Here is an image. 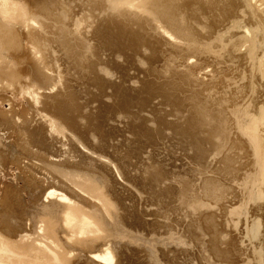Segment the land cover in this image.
<instances>
[{"label": "bare ground", "instance_id": "bare-ground-1", "mask_svg": "<svg viewBox=\"0 0 264 264\" xmlns=\"http://www.w3.org/2000/svg\"><path fill=\"white\" fill-rule=\"evenodd\" d=\"M94 2H98L97 4H92V8L96 11L95 13L100 11V15H98L100 20L99 22L96 20L98 22L97 28L87 22L78 23L76 20L73 21L75 19H73V16L71 17L73 20L69 18V8H66L68 5L65 0H0V53L4 49V51L7 50L8 52L9 50L13 53L12 56L16 55L14 58L11 57V60L7 58L8 56L4 57L2 55L4 58L0 57V84L3 80L8 79L14 81V84L18 82V85L20 80L25 84L28 82L25 85L26 87L33 83L36 85L24 88V92L26 91L23 93L25 95H22L24 98L20 97L21 95L19 94V97L13 95V97L10 96L11 98L7 97V100L3 98L5 101L0 100V155H5L12 149L17 151L14 157L8 158L10 160L9 169H13L14 175L22 180V189L17 191L18 196L13 195V192L12 194L10 193L9 186L1 185L2 187H0V264H166V262H168L167 264H180L184 260L180 258L181 254L179 256V251L182 250L178 249L175 244L179 243L178 233H183L181 231H183V228L185 229L187 224L184 225L179 220L180 218L176 216L177 214L174 216V210L173 212H167V209H164L165 211H155L153 208L144 209L146 207L143 208L141 205L155 199L163 200L164 192L161 193V189L159 191L158 181L159 179L161 180L162 176H165V170L168 168L165 166L164 170L161 162V164L157 163L155 158L149 159L150 151L143 152L144 149H148L150 144H156V150L161 148L163 135L166 131H163V128L165 129L163 126L167 127V122L164 124L162 120L165 121L163 117L166 115H161L163 119H160V115L157 116L159 113L156 114L154 112L148 114V117L146 115V120L141 116V113L150 108L151 98L155 93L163 95V100H165L164 96H168V98L172 96L175 100H179L180 104H182L179 106L180 110L182 109L181 107H188L189 109L187 108V110L192 114V120L189 118V121L193 122L192 126L196 128V131L200 129L203 123H207L204 121L208 120V117H212L216 112L219 113V111H215L217 107L214 108L211 101L204 103L203 99L198 100L194 95H191V99H188L189 95L187 96L185 86L191 84L193 88L197 89V92L199 91L200 93L202 91L201 93L204 94V92L211 91L214 87H217L220 81L223 80L225 89L232 92L230 94H237L240 91L238 89L241 88L246 71L243 75H240L242 79L237 82L236 77L232 76L234 80H231V76V79H228V76H223L224 70L223 73H221L222 71L218 73L216 69L225 63H232L233 65L242 63L251 54L250 47L256 34L255 30H244L247 26L244 27L245 25H241L240 22L244 21L248 24L251 21L254 22V19L264 17V2L262 1V4H260L259 0H94ZM84 4L80 5V7L84 6ZM185 11L193 19L190 23V29H187L188 26L186 25L188 23L186 25L183 24L182 21L184 19H181L183 17L180 16ZM82 13L81 15H83ZM74 14L76 15V12ZM89 15L87 14L86 16L88 17ZM86 18L84 17V19ZM179 18L182 20L181 22ZM188 18H186L187 21ZM85 21H89V19ZM235 28H238L240 35L230 37V30ZM96 48L100 50L96 52ZM108 50L111 51L110 54L107 52ZM169 57H175L173 67L176 70L175 72L178 73H173L174 69L172 70L173 67L168 61ZM21 60L26 63L24 66H22ZM124 61H129L130 65L133 66L137 65V71L140 69V74L145 70L146 78L155 80L154 83H157L154 85V89H150L151 86L149 87L148 83L141 84L137 80V82H131L132 88L135 87L134 89H137L140 87L138 89L142 91L141 94H134L132 88L130 90L124 86L126 81L122 80L126 79L120 80L121 77L118 73V69L121 66L117 68ZM211 61L217 66V68L215 67L216 71L204 66L206 65L205 63ZM125 62L123 63L124 65H126ZM113 63L118 66L112 67ZM123 64L122 66H124ZM232 64L227 65L230 70L235 71L241 67L240 65L234 67L237 65L232 66ZM227 66L225 65V67ZM126 68L128 67L126 66ZM129 68L131 67L129 66ZM130 70L132 72V69ZM130 70H127L129 74L131 73ZM167 73L171 74L164 75L166 76L164 78L168 80L164 79L162 81V75ZM234 73L238 74L237 72ZM121 76L124 75L121 73ZM134 76L136 77V75ZM141 76L143 75L141 74ZM127 79L130 80V78ZM261 79L262 81L264 80V74ZM129 80L127 81L129 82ZM241 81L242 83L239 84ZM174 82H177L181 88H176L178 84L176 85ZM89 84L91 86L94 85V87L98 86V89H104V91L110 85L107 87L110 91L107 89L102 98H99L100 95L85 96V93L90 88L87 89ZM1 85L0 89L8 90L11 84L9 86L7 83ZM113 85L116 87H112ZM19 86L23 88L22 84ZM13 87L15 86L13 85ZM20 89L19 87L15 91ZM217 92H220V90L218 89ZM0 95L2 96V94ZM209 95H213V92L209 93ZM218 95L216 94L217 98L220 97ZM196 97L198 98V96ZM217 98H215V101ZM238 98L239 102L244 101L243 99L240 101V97ZM234 100H229V103L224 102L223 105L226 111H224V123L222 122L223 128L220 126L223 129L222 136H220L221 142H223L225 148L228 146L227 152H232L231 150L234 149L233 152L236 150L241 159L243 150H245L244 152L251 151L256 163L259 165L258 172L260 174L258 173L257 185L254 184L257 187L255 192L258 198L256 200L259 201V204L257 203L253 207L252 203L247 200L249 198L247 196L243 197L241 194V196L238 194L239 197L234 196L235 200L233 202L235 201L236 208L240 205L243 206L242 209L246 207L247 211L243 209L245 213L248 211L253 213L255 217L253 220L255 225L257 223V230L264 232V126L258 125L260 124L259 120L255 118L256 116L251 115L250 119L252 122H249L248 127L245 124V131H240V124L236 122L237 125L235 126L234 118H237L236 115L240 114L241 111L239 110L240 106L236 104L238 100L236 102ZM254 102L252 101V103ZM216 104L218 106L219 103L216 102ZM254 104L258 112H260L261 119L263 118L264 120V106L260 108L259 105L262 103ZM176 107L178 108V106ZM223 107L222 110L224 109ZM167 109H170V107ZM219 109L221 110L220 107ZM165 113L167 114V111ZM222 118L220 119L222 120ZM150 119L158 121L155 124ZM177 121L179 120L177 119ZM219 121L218 123H220ZM180 122H183V120ZM188 125L187 123L181 124L179 128H176V131L179 130L178 136L185 131L183 127ZM207 127L211 128L210 126ZM220 131L222 130L220 129ZM220 131L210 133L215 137ZM197 133L200 132L198 131ZM200 136L201 134L198 138ZM184 137V140L187 141L186 135L182 136V138ZM192 137L188 138L191 141V143L189 141L188 143L198 155L206 149L200 145L206 141L208 142V140L204 136L205 142L200 141L197 137ZM206 138L210 137L207 136ZM216 138L213 145L217 142ZM200 142L203 143L200 144ZM223 144H221L222 147ZM211 149L209 148L208 151ZM213 152L215 153L214 150ZM220 155L222 156V153ZM217 159L219 160V158ZM187 160L185 161L187 162ZM176 161L178 160L176 159ZM222 161L232 164L228 158ZM248 161L251 162L252 160ZM192 165L194 164L192 163ZM5 166L7 167V165ZM187 166L189 167V165ZM216 168L218 169L219 167ZM228 169L226 170L228 171ZM183 170L175 173L177 181L175 179L174 181L178 183V186L175 183L176 187H181L179 185L186 181L184 179L186 174ZM250 171L252 172V170ZM225 174L228 173L223 175ZM230 174L228 175L229 177ZM213 177L208 176L205 181L204 178L199 177L203 181L202 185L198 184L197 186L194 184L197 186L193 195L196 203V206H193L197 209L196 216H193L192 223L189 221V224H191L190 229L192 230L185 231L183 233L184 238L188 241V236L192 234L198 235L196 231L201 229L203 231L202 239L205 237V240H208L209 245L207 244L206 247L209 246L210 255L216 260L223 262V264H251L249 255L251 256V252L259 250L260 246L264 247V241L263 243L261 242L262 244H256L257 247H260L257 249L254 243H247V240L244 241L242 237L238 241L237 238V240L234 238V235L230 233L226 235L228 232H225V229L231 227L233 221H230V226L229 224L226 225L228 218L223 221L222 217L221 220L225 223L219 220L221 226L219 225L217 217L222 213H218L217 217L215 215L217 213L215 211H219L218 209L215 210V206L216 208L218 206L215 198L219 195L215 196L214 194L221 187V183H218L221 177L219 176V179ZM196 178L198 179V177ZM165 183L167 184L168 182L166 181ZM173 183H168V189L169 185H173ZM194 185L192 184V187ZM224 186L226 185L224 184ZM176 187L173 188L176 190ZM187 187L189 188V186ZM223 189L225 190V187ZM240 189L238 187L237 190ZM11 190L13 189L11 188ZM23 191H29V195L26 196L22 193ZM170 194L172 193L170 192L168 195ZM225 194L227 195V193ZM245 194L247 195V193ZM183 195L182 193V197H184ZM221 204L223 205V203ZM227 204L229 203L225 205L227 206ZM152 205L154 206V204ZM193 206L190 208H193ZM231 206L229 209L232 208ZM223 211L225 212L226 210L223 209ZM236 219H233L234 222H237ZM236 225L238 226V224H235L232 227H237ZM232 231L230 230L229 232L232 233ZM149 237H159L157 239H160V241L162 239L166 248L170 249L167 251V255L162 253L163 250L159 244L160 248L154 254H157L156 258L148 259L144 249L147 245H140L139 242L145 241ZM197 238L199 239L200 236ZM221 238L222 243H220ZM233 238L236 241L230 240ZM191 240H194V238L189 239V241ZM185 244L187 243L185 242ZM188 245L191 247L190 244ZM204 245L206 243L203 244V247ZM206 252L208 251L204 253ZM257 254L258 256L263 255L261 252H257ZM186 255L188 256V254ZM196 256L193 257L195 262L198 263L195 259L197 258ZM206 256L208 255L204 257L207 258ZM214 258L213 260H215ZM195 262L194 264H196Z\"/></svg>", "mask_w": 264, "mask_h": 264}, {"label": "rangeland", "instance_id": "rangeland-1", "mask_svg": "<svg viewBox=\"0 0 264 264\" xmlns=\"http://www.w3.org/2000/svg\"><path fill=\"white\" fill-rule=\"evenodd\" d=\"M67 0H65V3H67V5H68V7H66L67 9H68V15H69V18H71L72 16H73V21H75L76 20V22H87V23H90L91 25H95L96 26V28H97V26H98V22H99V18H100V16H98V15H100L99 13H100V11H98V13H95L96 11L94 10V8H92V4L94 3V4H97L98 2H94V0L92 1V0H89L90 1V4H89V1L88 0H68L67 2H66ZM82 1V2H81ZM83 1H85V2H83ZM88 1V2H87ZM95 1H97V0H95ZM100 1V0H99ZM264 2V0H259V2H260V4H262L263 2ZM74 2H76L75 3V5H73L74 4ZM87 2V3H86ZM69 3V4H68ZM72 3V4H71ZM78 3V4H77ZM80 3V4H79ZM82 3V4H81ZM83 3H85L84 4V6H81L80 7V5H83ZM77 4V5H76ZM87 4H88V6H87ZM93 4V5H94ZM264 4V3H263ZM70 5V6H69ZM73 5V6H72ZM86 6V7H85ZM89 6H91V7H89ZM74 7H76V8H74ZM70 8H71V10H70ZM72 8H74V9H72ZM80 10H78V9ZM82 8V9H81ZM88 9V10H87ZM92 9H93V12H92ZM76 10H78V11H76ZM82 10V11H81ZM71 11V12H70ZM87 11H88V13H87ZM91 13H90V12ZM76 12V15L74 14ZM79 12V13H78ZM83 14V15H81V13ZM86 12V13H85ZM79 15H78V14ZM89 13H90V15H89ZM94 13H95V15H97L96 17H95V15H94ZM182 13V12H181ZM180 13V14H181ZM185 13V14H184ZM184 13H182V15H180L181 17H183V18H181L180 16V18L181 19H184L183 21L179 18V20H180V22L182 21L183 22V24H187L186 26H188V28L187 29H190L189 27H190V23H191V21H193V19H191V15L189 14V13H187L186 11L184 12ZM71 14V15H70ZM89 15L88 17L86 16V15ZM78 15V16H77ZM81 15V16H80ZM92 15V16H91ZM83 16V17H82ZM94 16V17H93ZM187 16V17H186ZM79 17V18H78ZM82 17V18H81ZM84 17L86 18V19H84ZM90 17H92V18H90ZM99 17V18H98ZM189 17V18H188ZM77 18V19H76ZM94 18V19H93ZM98 18V19H97ZM186 18H188V21L186 20ZM70 19V20H71ZM89 19V21H85V20H88ZM245 19V18H244ZM259 19V20H258ZM84 20V21H83ZM94 20V21H93ZM98 22H97V21ZM187 21V22H186ZM254 22H252L251 21V23H245L244 21H241L240 22V24L241 25H245L244 27H246V29L244 28V30H255V37L253 38V43H252V46L250 47V51H251V54L248 56V58L245 60V61H242V63H235L234 65H237V66H234L232 63H225V64H223V65H220V66H218V68H217V66L216 65H214L213 63H212V61L211 62H207V63H205L206 65H204L206 68H208V69H210V70H214V71H216V72H218V73H220L219 71H222L221 73H223V70H224V75L223 76H225L226 75V77L228 78V79H231V80H234V78L236 77V81L238 82L239 80H241L242 78L240 77V75L242 74L243 75V73L246 71V73H244V80H242L243 81V83H242V81L239 83V84H241V88L240 89H238V90H240L237 94L236 93H234V94H230V93H232V92H229L227 89H225V87H224V81L223 80H221L220 81V83L218 84V86L217 87H214L211 91L209 90L207 93L206 92H204V94H202L201 92L199 93V91L197 92V89L196 88H193V86H191V84H187V86H185V90L187 91L186 93H187V96L189 95V97H188V99H191V95H194V97L196 98V99H198V100H202L204 103L205 102H207V103H209L210 101L212 102V104L214 105V108L215 107H217L216 109H215V111H219V113H214L213 115H212V117H208V120H205L204 122H207L206 124L205 123H203V125L200 127V129H197V131H196V128H194L192 125H193V122L192 121H189L190 119L189 118H191V120H192V114L191 113H189L190 111L189 110H187V108L188 107H181L182 109L180 110V107L179 106H181L182 104H180V101L179 100H175L174 99V97H169L168 98V96H164V99L165 100H163V95H160V94H157V93H155V95H153V97L151 98V100L154 102H152L151 100V103H150V105H149V107L151 108H147L144 112H142L141 113V116H143L146 120H147V118H146V115H147V117L149 116L148 114H151V113H156V114H158L157 116H159V118L160 119H165V121L164 120H162L163 121V123L165 124V122H167L166 124H167V127L166 126H163V127H165V129L163 128V131H165L164 132V135H163V140H162V143H161V148L160 149H157L156 150V144H150L149 145V147H148V149L147 150H143V152H147V151H150L149 152V159H151V158H155V160H156V162L157 163H160L162 166H163V168H164V170H165V168L166 167H168V168H166V170H165V172H166V174H168L167 176H166V174H165V176H162V178H161V180L159 179V181H158V189H159V191H160V189H161V193H163L164 192V194L166 193L167 195L171 192L172 194H170V195H164L163 194V200L162 201H159V199H155L154 201H157V202H154L153 200V202L151 201V202H145V203H143V204H141L142 205V207L144 208V207H146V208H144V209H152L153 208V210H166L167 212H173V210L175 211V213H174V216H175V214H177L176 216L178 217V218H180L179 220H181L182 222H183V224L185 225V224H187V225H185V229L183 228L182 230L183 231H181V232H185V231H187V230H192V229H190L191 228V224H189L190 222H191V220H193L194 219V217L193 216H196V208L193 206V205H195L196 206V203H195V201H194V199H193V195H194V189L198 186V184L199 185H202L201 183H203V181H202V179L204 178V176H205V174H206V176H205V178H204V181H205V179H207V177L209 176V177H213V176H215V177H213V178H223L224 179V181H223V179H219L220 181H218V183L220 184H222L223 186H224V184L227 186H224L225 187V190L223 189L224 187L220 184V186L222 187V189H221V187H219L218 188V190H220V191H216L215 192V196L217 195H219L218 197H216L215 198V200L217 201V203H216V205L218 204V206H219V208H218V206H217V208H216V206H215V210L216 209H218L219 211H215V215H216V217H217V214L218 213H222V214H218L219 216H220V218H219V216L217 217L218 218V221L220 220V221H225V219H227L228 218V220H226V223L225 222H223L222 221V223H225L226 225L227 224H229V226L231 225L230 223L232 222V225H231V227H227V229H225V232H228V233H226V235H228L229 233L231 234V235H234L235 237V239L237 238L238 239V241H240V238L242 237L243 238V240L244 241H246L247 243L248 242H251V244L252 243H254L255 244V247L257 248V249H259L260 247V249L259 250H255V251H253V252H251V256L249 255V260L251 261V264H264V247L263 246H260V247H257V245H259V244H262L263 243V241H264V232L263 231H258L257 230V223H256V225H255V221L253 220L255 217H254V214L253 213H251V212H246L245 213V211H247V209H246V207L245 208H243V209H245V211L242 209V205H240V206H238L237 208L235 207V206H237L234 202H233V200H235L234 199V196H238V194L240 195H242L243 197L244 196H247V198H249V199H247V200H249L251 203H252V206L254 207V205L256 206L257 205V203L259 204V201H257L256 199H258L257 198V195H256V192H255V190H256V186L255 185H257L256 184V181L258 180L257 178H258V176H259V172H258V170H259V165L256 163V160L254 159V157H253V153H251V151H246V152H244L245 150H243V157H242V159L241 158H239L240 156L237 154L238 152L236 151H234L233 152V150L234 149H232L231 151L232 152H227L228 150H227V148H228V146H227V148H225V145L223 144V142H221V138H220V136H222V133H223V123H224V115H225V113H224V111H226V109H225V106L223 107V105H224V102L225 103H229V100L231 101V99H235L234 100V102H236L237 100V102H236V104H238L237 106H240L239 108V110L241 111V113L240 114H244V115H240L239 113H238V115H236L237 116V118H234V125L236 126L237 124H240L239 126V130L240 131H245V129H246V126L248 127V125L252 122L251 121V119H250V117H251V115H253V116H256L255 118H257L258 120H259V123L260 124H258V125H260V126H264V120H263V118L261 119V117H260V112H258V109H256V107H255V104L254 103H262V104H260L259 106H260V108H261V106H264V103H263V101H264V86H262V85H264V80L262 81V79H261V76L264 74V17H261V19L260 18H257V19H254L253 20ZM259 21V22H258ZM93 22V23H92ZM94 22H96V23H94ZM185 22V23H184ZM256 22V23H255ZM258 22V23H257ZM253 23V24H252ZM204 24H207V23H204ZM94 26V27H95ZM207 26V25H206ZM251 28V29H250ZM257 28V29H256ZM243 30V31H244ZM231 32H230V34H229V36L230 37H236V35H240L239 34V30H238V28H235V29H233V30H230ZM259 35V36H258ZM98 46V45H97ZM98 48H100L99 46H98ZM98 48H96V52H98L99 50H98ZM252 48V49H251ZM9 52V53H8ZM8 52H7V50L6 51H4V49H2V51H1V55H0V57H7L9 60H11L12 58L11 57H15L16 55L14 54V56H12L13 55V53H11L9 50H8ZM109 54L111 53V51L110 50H108L107 51ZM4 53V54H3ZM6 53V54H5ZM11 53V54H10ZM97 54V53H96ZM99 54V53H98ZM3 55V56H2ZM11 55V56H10ZM10 56V57H9ZM3 57V58H4ZM11 58V59H10ZM170 59L168 60L169 61V63H170V65L173 67V65H174V59H175V57H169ZM250 60V61H249ZM259 60V61H258ZM125 62V61H124ZM123 62V63H124ZM21 63H22V66H24L26 63H24V60H21ZM24 63V64H23ZM122 63V64H123ZM126 63V65H124V66H122V64L120 65L119 64V66L117 67L116 66V64L115 63H113L111 66L113 67V66H116L117 68H119L120 66V68L118 69V73H119V76L121 77L120 78V80H122V79H126V80H122V81H126L125 83V85L124 86H126L128 89H130V90H132L133 92H134V94L136 93V94H141L142 93V91L140 90V89H138V88H140V87H138L137 89H134L135 87H133L132 88V84H131V82L133 83V82H137V81H139V82H141V84H147L149 87H150V89H152L153 87H154V85H156L157 83L155 82L154 83V81L155 80H152V79H147L146 78V72H145V70H143L142 72H141V74L143 75V76H141V74L139 73L140 72V69H139V71H137L138 70V68L136 67V66H133V65H130L131 63L128 61H126L125 62ZM128 63V64H127ZM211 64V65H210ZM231 65L232 64V66H234V67H238L239 65L241 66V67H239L238 69H236L235 71H233V70H230L229 68H228V66L227 65ZM213 65V66H212ZM225 65L227 66V67H225ZM249 65V66H248ZM126 66L128 67V68H126ZM129 66L131 67V68H129ZM210 66V67H209ZM124 67V68H123ZM214 69H213V68ZM215 67L217 68L216 70H215ZM137 68V69H136ZM212 68V69H211ZM222 68H224V69H222ZM123 69V70H122ZM130 69H132V72H131V70ZM133 69H134V72H133ZM174 69V67L172 68V70ZM122 70V71H121ZM127 70H130V74H129V71H127ZM136 70V71H135ZM230 70V71H229ZM119 71H121V72H119ZM126 71H127V75H126ZM176 70L174 69L173 70V73H178V72H175ZM228 71V72H227ZM263 73H262V72ZM125 72V73H124ZM137 72V73H136ZM144 72V73H143ZM172 72V71H171ZM227 72V73H226ZM233 72H237L238 74H236V73H234L233 74ZM121 73H122V75H124V76H121ZM136 75V77L133 75ZM140 75H139V74ZM240 73V74H239ZM262 73V74H261ZM257 74V75H256ZM131 75V76H130ZM164 75H171V74H169V73H167V74H163L162 76H163V79H162V81L165 79V80H168V79H166V78H164V77H166V76H164ZM128 76V77H127ZM130 76V77H129ZM133 76V77H132ZM230 76H231V78H230ZM234 78H233V77ZM135 77V78H134ZM139 77V78H138ZM127 78H130V80H132V81H130L129 79H127ZM246 79V80H245ZM6 80V81H5ZM5 80H3L2 81V83L1 84H8V86H9V88H8V90H3L2 88L0 89V94H2V96L4 95V97H2L1 95H0V98H2V99H0L1 101L3 100V101H5V100H7L8 98L7 97H9V98H11V97H13V95L14 96H17V97H19L20 95V97H23L24 98V96H22V95H25V94H23V93H25L24 92V88H30L31 87V85H34V86H36L33 82H31V83H33V84H31V85H29V86H25L26 84L25 83H23L22 82V80H20L19 81V85H21L22 84V86H23V88L21 87V86H19L18 85V82L17 83H15L14 84V81H11V80H8V79H5ZM127 80H129V82L127 81ZM137 80V81H136ZM29 81H30V79H29ZM147 81V82H146ZM170 81V80H169ZM1 82V81H0ZM9 82V83H8ZM10 82H13V83H10ZM20 82H22V83H20ZM119 82H121V81H119ZM150 82V83H149ZM153 82V83H152ZM261 82H263L262 84H261ZM251 83H252V87H251ZM0 84V86H2ZM120 84V83H119ZM130 84V85H129ZM152 84V85H151ZM174 84H178L177 82H174ZM13 85L15 86V87H13ZM146 85V86H147ZM175 85V86H176ZM179 85V84H178ZM176 86V88H181L180 87V85L179 86ZM220 85V86H219ZM18 86V87H17ZM33 86V87H34ZM110 86V85H109ZM109 86H107V87H109ZM123 86V85H122ZM130 86V87H129ZM189 86V87H188ZM19 87L21 88L20 90H18V91H15V90H17V89H19ZM90 87V88H89ZM98 86H95L94 87V85H88V87H87V92L89 93H85V96H88V95H96V96H99V98H102V96H103V94H105V91H107V87H106V89H105V91H104V89H98L97 88ZM112 87H116L115 85H113ZM222 88V89H220V88ZM260 87V88H259ZM15 88V89H14ZM93 88H96V89H93ZM132 88V89H131ZM187 88V89H186ZM197 88H201V87H197ZM217 88V89H216ZM11 89H12V91H13V93H12V91H11ZM93 89V90H92ZM154 89V88H153ZM194 89V90H193ZM220 90V92H217V90ZM254 89V90H253ZM10 90V91H9ZM22 90V92H20ZM98 90H100V91H98ZM215 90V91H214ZM244 90V91H243ZM108 91H110V89H108ZM139 91V92H138ZM188 91H189V93H188ZM191 91V92H190ZM195 91V92H194ZM222 91H224V92H222ZM3 92V93H2ZM9 92H11V93H9ZM96 92H98V93H96ZM213 92V95H214V93H215V95L213 96V95H209V93L211 94ZM229 92V93H228ZM254 92V93H253ZM191 93V94H190ZM196 93V94H195ZM20 94V95H19ZM202 95V96H200V95ZM216 94L218 95V96H222V94H223V96L221 97V99H220V97H218L219 99H220V101H219V99L217 98V96H216ZM225 94H227L226 96H225ZM206 95V96H205ZM6 96V97H5ZM11 96V97H10ZM159 96H160V99H159ZM170 96V95H169ZM196 96H198V98L196 97ZM209 98H208V97ZM228 96V97H227ZM230 96H234V97H231L230 98ZM17 97H15V98H17ZM135 97V96H134ZM207 97V98H206ZM224 97H226V98H224ZM236 97V98H235ZM238 97H240V101L243 99L244 101L243 102H239V98ZM3 98H6L5 100L3 99ZM162 98V99H161ZM168 98V99H167ZM185 98H187V97H185ZM212 98V99H211ZM215 98H217L216 99V101H215ZM223 98H224V100H223ZM238 98V99H237ZM21 99V98H20ZM104 99V98H103ZM154 99V100H153ZM172 99H173V101H172ZM205 99H208V100H205ZM209 99H211V100H209ZM247 99V100H246ZM156 100V101H155ZM161 100V101H160ZM167 100V101H166ZM214 102H213V101ZM218 100V101H217ZM225 100H227V101H225ZM0 101V102H1ZM174 101H176V102H174ZM221 101H223L222 103H220ZM252 101L254 102V103H252ZM257 101V102H256ZM262 101V102H261ZM167 102V103H166ZM172 102V103H171ZM173 102H174V104H176V105H174L173 104ZM179 102V103H178ZM216 102L217 103H219V104H222V105H219L218 104V106H217V104H216ZM233 102V103H234ZM250 103V104H249ZM153 104V105H152ZM159 104H161L160 105V107H159ZM169 104V105H168ZM191 104V103H190ZM235 104V103H234ZM174 105V106H173ZM158 108H157V107ZM171 106H173V107H171ZM176 106H178V108L176 107ZM241 106H242V108H241ZM156 107V108H155ZM170 107V109H167V108H169ZM219 107L221 108V110L219 109ZM222 107L225 109H223L222 110ZM252 108V109H251ZM259 108V107H258ZM150 109V110H149ZM161 109V110H160ZM164 109V110H163ZM175 109H178V110H176L175 111ZM189 109V108H188ZM248 109V110H247ZM172 112L171 114H170V112ZM148 111H149V113H148ZM165 111H167V114L165 113ZM186 113H185V112ZM255 112V113H253V112ZM177 113V114H176ZM182 113V114H181ZM189 113V114H188ZM221 113V114H220ZM224 113V114H223ZM144 114V115H143ZM183 114H184V116H183ZM220 114V115H219ZM237 114V113H236ZM250 116H249V115ZM161 115H166L165 117H161ZM175 115V116H174ZM188 115V116H187ZM216 117H215V116ZM258 115V116H257ZM183 116V117H182ZM185 116H187V117H185ZM191 116V117H190ZM218 116V117H217ZM222 116H223V118H222ZM244 116V117H243ZM178 117V118H177ZM179 117H181L180 119H179ZM222 118V120L220 119V118ZM169 118V119H168ZM171 118V119H170ZM172 118H173V122H172ZM179 120V121H177V119ZM184 118V119H183ZM210 118H211V120H212V122H211V120H210ZM213 118V119H212ZM239 118V119H238ZM248 118V119H247ZM176 119V120H175ZM187 119V120H186ZM152 120V122L153 123H157V121L156 120H154V119H150V121ZM169 120V121H168ZM175 120V121H174ZM183 120V122H180V121H182ZM210 120V121H209ZM215 120V121H214ZM217 120V121H216ZM220 120V121H219ZM155 121V122H154ZM218 121L220 122V123H222V124H220V123H218ZM242 121V122H241ZM247 121V122H246ZM261 121V122H260ZM168 122H170V123H168ZM211 122V123H210ZM236 122H237V124H236ZM250 122V123H249ZM173 123V124H172ZM189 124L188 126H185V127H183L184 128V132L186 133H184V135H183V133L181 134H179V136H178V133H179V130L178 131H176V128H179L180 127V125L181 124ZM209 123H210V125H209ZM242 123V124H241ZM263 123V124H262ZM177 124V125H176ZM212 124V125H211ZM217 124V125H216ZM218 124H219V126H218ZM245 124H246V126H245ZM158 125V124H157ZM157 125H155V126H157ZM168 125H171V126H168ZM173 125V126H172ZM205 125V126H204ZM233 125V124H232ZM234 125H233V127H234ZM178 126V127H177ZM207 126H210L211 128H209V127H207ZM222 128H221V127ZM168 127H170V128H168ZM171 127H175V128H171ZM204 127H206V128H204ZM241 127H243V128H241ZM189 128V129H188ZM194 129V131H193V129ZM201 128H202V130H201ZM169 129V130H168ZM187 129V130H186ZM191 129V130H190ZM203 129H206V130H203ZM217 129V130H216ZM220 129L222 130V131H220ZM242 129V130H241ZM211 130V131H210ZM171 131V132H170ZM189 131H191V132H189ZM200 132V133H197V132ZM203 131V132H202ZM207 131V132H206ZM213 132L214 133V131L217 133L218 131H220V133H218V134H214L215 135V137L213 136V135H211L212 133H210V132ZM170 132V133H169ZM176 134H174V133ZM189 132V133H188ZM194 132V133H193ZM206 132V133H205ZM191 133V134H190ZM203 133V134H202ZM204 133H205V135H204ZM207 133H209V134H207ZM173 136H172V135ZM201 134V136H200V138H202V139H200V138H198V136ZM207 134V135H206ZM172 137H171V136ZM186 135V138H187V141L186 140H184L185 139V137L184 138H182V136H185ZM189 135V136H188ZM192 135H194V137H197L200 141H203V142H205L206 140L205 139H207L208 140V142L206 141L205 143H203V142H200V144H202V145H200L202 148H206V149H202L201 151L202 152H200L198 155H197V153H196V151L194 150V149H192L193 147L189 144V143H191V141L188 139L190 136L192 137ZM211 135V136H210ZM170 136V137H169ZM181 136V137H180ZM188 136V137H187ZM203 136L205 137V139L203 138ZM210 137V138H206V137ZM194 137H192V138H194ZM217 137V138H216ZM178 138V139H177ZM184 140H182V139ZM216 138V141L217 142H215L214 143V145L215 146H217V147H215L214 145H213V142H214V139ZM219 138V139H218ZM165 139V140H164ZM211 139H213V140H211ZM188 141H189V143H188ZM212 141V142H211ZM166 142V143H165ZM183 142V143H182ZM219 142V143H218ZM188 143V144H187ZM216 143H217V145H216ZM223 144V147H222V145L221 144ZM154 145V146H153ZM189 145V146H188ZM210 145V146H209ZM221 145V146H220ZM163 146V147H162ZM208 146V147H207ZM189 147V148H188ZM191 147V148H190ZM221 147V148H220ZM153 148V150L155 151H153V150H151V149ZM209 148H212L211 150H209L208 151V149ZM215 148V149H214ZM218 149H219V151H218ZM222 149V150H221ZM166 150H167V152H166ZM185 150H186V152H185ZM190 150V151H189ZM213 150L215 151V153L213 152ZM224 150H225V153H224ZM195 151V152H194ZM12 153V154H10V153ZM8 153H6L5 155H0V159L2 160H0V167H2V168H0V187H2V186H9L10 187V193L12 194V192H13V195H17L18 196V193H17V191L18 190H21L22 188V180L18 177L17 178V176H15L14 174V170L12 169H9V161L10 160H8V158L9 159H11L12 157H14L16 154H17V151L15 150V149H12V150H10ZM145 152V153H146ZM182 152H183V154H182ZM189 152V153H188ZM192 152V153H191ZM211 154H209V153ZM213 152V153H212ZM219 154H218V153ZM226 152H227V154H226ZM251 153V155H250V153ZM151 153V154H150ZM155 153H157V154H155ZM160 153V154H159ZM171 153V154H170ZM184 153H185V155H184ZM205 153V154H204ZM208 155H207V154ZM222 153V156H223V158H222V156L220 155ZM228 153H230V154H228ZM234 153V154H233ZM249 153V154H248ZM1 154V153H0ZM144 154V153H143ZM154 154H155V156H154ZM204 154V155H203ZM213 154V155H212ZM224 154V155H223ZM238 156H237V155ZM8 155H10V156H8ZM158 157H157V156ZM166 155V156H165ZM227 155H228V157H227ZM233 155V156H232ZM5 159V161H4V159L2 158V157ZM6 156H8V157H6ZM147 156V155H146ZM154 156V157H153ZM205 156V157H204ZM221 156V157H220ZM232 156V157H231ZM249 156V157H248ZM252 156V157H251ZM193 157V158H192ZM228 158L229 159V162L230 163H232V164H227L225 161L223 162L222 160L223 159H226V158ZM187 158H188V160H187ZM211 158V159H210ZM215 158V159H214ZM217 158H219V160L217 159ZM222 158V159H221ZM249 158V159H248ZM252 158V159H251ZM165 159V160H164ZM169 159V160H168ZM176 159L178 160V161H176ZM181 159H182V161H184V162H182L181 161ZM189 159H191L190 161L194 164V165H192V163L189 161ZM203 159V160H202ZM214 159V160H213ZM231 159V160H230ZM252 160L251 162L250 161H248V160ZM158 160H159V162H158ZM164 160V161H163ZM185 160H187V162L185 161ZM212 160V161H211ZM218 160V161H217ZM234 160V161H233ZM150 161V160H149ZM173 161V162H172ZM179 161H180V163H179ZM208 163V164H210V165H208L206 162ZM241 161V162H240ZM164 162V163H163ZM203 162H205V163H203ZM237 163V165H236V163ZM169 163V164H168ZM177 163H178V165H177ZM185 164V166H184V164ZM199 163V164H198ZM202 163V164H201ZM218 163V164H217ZM221 163H225L224 165L223 164H221ZM241 165H240V164ZM1 164H2V166H1ZM3 164H5V165H7V167H8V169H7V167L4 165V168L6 169H4L3 168ZM189 165V167L187 166V165ZM206 164V165H205ZM213 164V165H212ZM218 166H217V165ZM227 164V165H226ZM243 164V165H242ZM198 165V166H197ZM212 165V166H211ZM216 165V166H215ZM232 165V166H231ZM240 165V166H239ZM253 165V166H252ZM256 167H255V166ZM166 166V167H165ZM179 166V167H178ZM193 166H195V167H193ZM215 168H214V167ZM225 166V167H224ZM252 166V167H251ZM182 167V168H181ZM187 167V168H186ZM192 167V168H191ZM212 167V168H211ZM216 167H219L218 169L220 170V172H222V173H220L219 172V170L216 168ZM221 167V168H220ZM231 167V168H230ZM245 167V168H244ZM255 167V168H254ZM175 168V169H174ZM181 168V169H180ZM184 168H186L185 170H183ZM198 169V171H197V169ZM229 168V169H228ZM232 168H233V170H232ZM237 168V169H236ZM247 168V169H246ZM251 168H253V169H251ZM258 168V169H257ZM2 169H4V170H2ZM168 169V170H167ZM195 169V170H194ZM201 169V170H200ZM210 169V170H209ZM212 169H213V171H212ZM221 169H222V171H221ZM226 169H228V171L226 170ZM231 169V171H229ZM242 169V170H241ZM175 170V171H174ZM183 170V172L187 175H185V180L187 181V183L185 184V182L186 181H184V186H183V184L182 185H179V186H181V187H176V186H178V183L177 182H175V181H177L176 180V178H175V173H177V172H180V171H182ZM187 170V171H186ZM192 170V171H191ZM215 170H216V172H215ZM218 170V171H217ZM226 170V171H225ZM246 170V171H245ZM250 170H252V172L255 170V172H253L254 173V175H253V173L250 171ZM168 171V172H167ZM200 171V172H199ZM210 171V172H209ZM223 171H224V173H228V174H225V175H223L224 173H223ZM235 171V172H234ZM206 172V173H205ZM213 172V173H212ZM234 172V173H233ZM170 173V174H169ZM191 173V175H189ZM194 173V174H193ZM205 173V174H204ZM210 173V174H209ZM215 173V174H214ZM217 173V174H216ZM220 173V174H219ZM231 173V174H230ZM252 173V174H251ZM259 173V174H258ZM193 174V175H192ZM203 176H202V175ZM230 174V177L228 176ZM234 174H236V175H234ZM237 174H239V175H237ZM256 174V175H255ZM216 175H217V177H216ZM220 177H219V176ZM233 177H232V176ZM252 175H253V177H252ZM238 176V177H237ZM189 177V178H188ZM196 177H198V179H199V181H201V182H199L198 181V179L196 178ZM202 177V179L200 180V178ZM237 177V179L235 180V178ZM187 178V179H186ZM191 178V179H190ZM194 178V179H193ZM196 178V179H195ZM230 178V179H229ZM254 178V179H253ZM256 178V179H255ZM165 179V180H164ZM174 179H175V181H174ZM234 181H233V180ZM195 180H197L196 182H195ZM243 180V181H242ZM161 181V182H160ZM167 181L169 184H172L173 182V185H169V189H168V183L166 184L165 182ZM188 181H190V182H188ZM191 181H193V182H195V183H193L192 182V184L194 185H197V186H193L192 187V184H191ZM9 182V183H8ZM234 182V183H233ZM235 182H237V183H235ZM245 182V183H244ZM3 183V184H2ZM160 183V184H159ZM162 183V184H161ZM175 183H177V185L175 186ZM197 183V184H196ZM230 185H229V184ZM166 186H165V185ZM191 184V185H190ZM233 184V185H232ZM236 184H239V185H237L238 187H239V189L241 188H243L242 189V191H241V189L240 190H237L238 189V187L236 186ZM249 184V185H248ZM255 184V185H254ZM2 185V186H1ZM165 187H164V186ZM229 185V186H228ZM235 185V186H234ZM243 187H242V186ZM162 186V187H161ZM187 186H189V188L187 187V189H186V187ZM231 186V187H230ZM20 187V188H19ZM159 187H161V188H159ZM174 187H176V190L173 188ZM11 188L13 189V190H11ZM180 188V189H179ZM184 188V189H183ZM230 188H232L233 189V191H232V189H230ZM246 188H248V189H246ZM164 189V190H163ZM183 189V190H182ZM189 189V190H188ZM250 189V190H249ZM25 190V189H24ZM170 190V191H169ZM180 190V191H179ZM186 190V191H185ZM223 191V193H222V191ZM229 190H231V191H229ZM248 190V191H247ZM14 191H15V193H14ZM166 191V192H165ZM172 191H174V192H172ZM178 191V192H177ZM181 191H184V192H182L184 195V197H182V193H181ZM187 191H191L190 193L189 192H187ZM230 192V194H229V192ZM236 191V192H235ZM238 191V192H237ZM246 191V192H245ZM167 192H169V193H167ZM186 192V193H185ZM220 192V193H219ZM244 192V194H242ZM251 192V193H250ZM254 192V193H253ZM22 193H24L26 196H28L29 195V191H23ZM28 193V194H27ZM178 195H177V194ZM225 193H227V195L225 194ZM233 193H237V194H233ZM245 193H247V195L245 194ZM252 193H253V195H252ZM255 194V195H254ZM180 195V196H179ZM191 196V197H189V196ZM222 196V198H221V196ZM233 195V196H232ZM240 195V196H241ZM249 195V196H248ZM231 196V197H230ZM181 197V198H180ZM227 197V198H226ZM230 197V198H229ZM239 197V196H238ZM253 197V198H252ZM133 198V197H132ZM183 198H185V199H183ZM218 198V199H217ZM251 198V199H250ZM181 199V200H180ZM191 199V200H190ZM193 199V200H192ZM232 201H230V200ZM183 200V201H182ZM190 201V202H188V201ZM223 202H222V201ZM227 200H229L228 202H226ZM186 203H185V202ZM191 201H193V202H191ZM219 201H221L220 203H219ZM150 203V204H149ZM156 203V204H155ZM159 205H158V204ZM189 203H191V204H189ZM221 203H223V205L221 204ZM226 203H229V204H227V206L225 205ZM255 203V204H254ZM151 204H154V206L152 207L151 206ZM162 204V205H161ZM187 204V205H186ZM235 204V205H234ZM147 205V206H146ZM161 205V206H160ZM185 207H184V206ZM232 205V206H231ZM159 206V207H158ZM163 206V207H162ZM193 206V208H190V207H192ZM214 206V205H213ZM225 206V207H224ZM232 207V208H230L229 209V207ZM149 207V208H148ZM158 207V208H157ZM179 209H178V208ZM184 209H183V208ZM187 207V208H186ZM241 207V208H240ZM159 208H161V209H159ZM227 208V209H226ZM236 208V209H235ZM183 209V210H182ZM223 209L224 210H226L225 212L223 211ZM232 209V210H231ZM240 209V210H239ZM164 210V211H165ZM187 210H188V213H187ZM191 210V211H190ZM221 210H222V212H221ZM177 211H179V212H177ZM182 211V212H181ZM190 211V212H189ZM229 211V212H228ZM192 212V213H191ZM190 213H191V215H190ZM231 213V214H230ZM235 215H233V214ZM236 213V214H235ZM242 213V214H241ZM246 215V217H245V215ZM251 213V214H250ZM182 214V215H181ZM193 214H195V215H193ZM227 216H226V215ZM231 216H230V215ZM179 215V216H178ZM183 215H184V217H183ZM190 215V216H189ZM169 216V215H168ZM168 216H166V217H168ZM188 216V217H187ZM226 216V217H225ZM228 216H230V217H228ZM244 216V217H243ZM261 216V215H260ZM183 217V218H182ZM222 217H223V219H222ZM232 217V218H231ZM185 218H187V219H189V220H187V219H185ZM237 218V219H236ZM240 218V219H239ZM177 219V218H176ZM183 219V220H182ZM222 219V220H221ZM236 219L237 220V222L235 221L234 222V220ZM186 220H187V222H186ZM190 221V222H189ZM217 221V222H218ZM220 221H219V223H220ZM229 221V222H228ZM231 221V222H230ZM247 221V222H246ZM239 222V223H238ZM245 222V223H244ZM192 223V222H191ZM189 224V225H188ZM235 224H238V228L237 227H232L233 225H235ZM243 224V225H242ZM246 224V225H245ZM254 224V225H253ZM220 226H221V223L219 224ZM241 225V226H240ZM187 228V229H186ZM189 228V229H188ZM224 228V227H223ZM226 228V227H225ZM232 228V229H231ZM235 228H237V229H235ZM255 228V229H254ZM236 231H235V230ZM232 231V233L234 232V234H232L231 232H229V231ZM240 230V231H239ZM242 230V231H241ZM257 230V231H256ZM262 230V229H261ZM239 231V232H238ZM190 232V231H189ZM238 232V233H237ZM243 234H242V233ZM183 233H178V242L179 243H177V244H175V246L176 247H178V249H180V250H182V251H179V256H180V254H181V256H180V258L183 260L182 262H184L185 264H187V263H189V264H194V262H195V260H194V257L196 256V254H197V258H195L196 260H197V262L198 263H196V264H216L217 262V264H223V262H219L218 260H216L212 255H210V251H209V246L208 247H206L207 246V244L209 243L208 242V240H205V237H203V239H202V234H203V231H201V229L199 230V231H196V233H198V235L200 236V240L197 238V237H199L197 234H192V235H190V236H188V241H186L185 240V238H184V235H183ZM250 234V236H248L249 234ZM255 233H256V236H255ZM164 234V233H163ZM182 234V235H181ZM240 234V235H239ZM162 235V234H161ZM180 235V236H179ZM189 235V234H188ZM194 235V236H193ZM240 236V237H238V236ZM194 238V240H191V241H189V239L191 238V239H193L192 237ZM156 237V236H155ZM167 237V236H166ZM190 237V238H189ZM196 237V238H195ZM151 240H150V239ZM149 238H147L145 241H140L139 243H140V245H147L146 246V248L144 247V249H145V252H146V255H147V257H148V259H154V257L156 258V256H157V254L156 255H154L155 253H157V251H158V248H160L159 247V244H160V246L162 247V253H164L165 255H167V251L168 250H170L169 248H166V246L164 245V242H163V240L161 239V241H160V239H157V238H159V237H157V238H154V237H149ZM234 238L233 239H230V240H233V241H236V240H234ZM241 238V239H242ZM251 238V239H250ZM180 239V240H179ZM197 241H196V240ZM261 239V240H260ZM185 240V241H184ZM224 240V239H223ZM260 242H259V241ZM182 241H184V242H182ZM194 241V242H193ZM199 241H200V243H199ZM206 243V245H204V247H203V244H205L204 242ZM224 241H227L226 239L224 240ZM153 242H155V243H153ZM185 242L187 243V244H185ZM197 242V243H196ZM203 242V243H202ZM219 242H220V239H219ZM262 242V243H261ZM163 243V244H162ZM183 243V244H182ZM193 243V244H192ZM220 243H222V238H221V242ZM182 244V245H181ZM188 244H190V246L191 247H189V245ZM198 244H200L199 246H197ZM202 244V245H201ZM257 244V245H256ZM143 245V246H144ZM156 245V246H155ZM174 245V244H173ZM180 245V246H179ZM194 245H196L195 247H194ZM209 245V244H208ZM164 246V247H163ZM186 246V247H185ZM194 248H193V247ZM156 247V248H155ZM168 247H173V246H168ZM185 247V248H184ZM198 247H199V249H198ZM164 248V249H163ZM206 248H207V250H206ZM186 249V250H185ZM201 249V250H200ZM155 250V251H154ZM165 250V251H164ZM184 250V251H183ZM195 250V251H194ZM199 250V251H198ZM150 251H151V253H150ZM191 251V252H190ZM203 251V252H202ZM205 251H208V252H206V253H204ZM171 254H172V252L171 251H169ZM197 252V253H196ZM199 252H201L200 254H199ZM257 252H261V253H263V255L262 256H258V254H257ZM163 254V255H164ZM186 254H188V256L186 255ZM203 254V255H202ZM153 255V256H152ZM191 257H190V256ZM202 255V256H201ZM205 255H208V256H206L207 258H205L204 256ZM185 256V257H184ZM194 256V257H193ZM188 257H190L189 259H188ZM212 259H211V258ZM213 258L215 259V260H213ZM194 261H193V260ZM186 260V261H185ZM191 260V261H190ZM200 260V261H199ZM211 260V262H209ZM190 261V262H189ZM203 261V262H202ZM217 261V262H216ZM165 262H166V260H165ZM164 262V263H165ZM182 262L180 263V264H182ZM216 262V263H215ZM168 262H166V264H167ZM183 263V264H184Z\"/></svg>", "mask_w": 264, "mask_h": 264}]
</instances>
